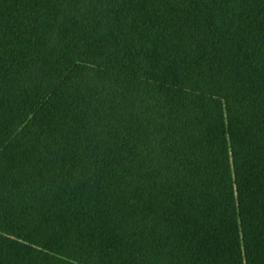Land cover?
<instances>
[{"label": "trees", "instance_id": "obj_1", "mask_svg": "<svg viewBox=\"0 0 264 264\" xmlns=\"http://www.w3.org/2000/svg\"><path fill=\"white\" fill-rule=\"evenodd\" d=\"M0 264H264V0H0Z\"/></svg>", "mask_w": 264, "mask_h": 264}]
</instances>
